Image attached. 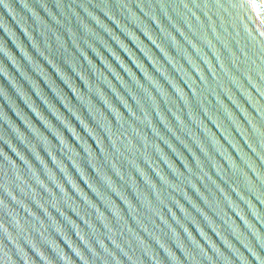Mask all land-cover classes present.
<instances>
[{
  "label": "water",
  "instance_id": "1",
  "mask_svg": "<svg viewBox=\"0 0 264 264\" xmlns=\"http://www.w3.org/2000/svg\"><path fill=\"white\" fill-rule=\"evenodd\" d=\"M0 264H264V0H0Z\"/></svg>",
  "mask_w": 264,
  "mask_h": 264
}]
</instances>
